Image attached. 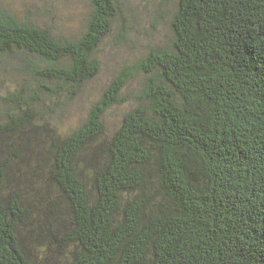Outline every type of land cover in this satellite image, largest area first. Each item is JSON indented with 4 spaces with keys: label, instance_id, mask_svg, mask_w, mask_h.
Segmentation results:
<instances>
[{
    "label": "trees",
    "instance_id": "trees-1",
    "mask_svg": "<svg viewBox=\"0 0 264 264\" xmlns=\"http://www.w3.org/2000/svg\"><path fill=\"white\" fill-rule=\"evenodd\" d=\"M151 3L138 47L122 0L72 36L0 5V264H264V0ZM116 25L138 55L64 128Z\"/></svg>",
    "mask_w": 264,
    "mask_h": 264
},
{
    "label": "rangeland",
    "instance_id": "rangeland-1",
    "mask_svg": "<svg viewBox=\"0 0 264 264\" xmlns=\"http://www.w3.org/2000/svg\"><path fill=\"white\" fill-rule=\"evenodd\" d=\"M122 1L125 3L124 11L133 20L130 22V29L138 40L132 37L130 41L136 47L148 44L151 37L155 39H167L171 35L169 16L164 19H156L154 12L156 6L151 3V0ZM0 5L13 14H18L20 17H28L30 14L28 10L31 9L33 16L41 23L46 24V26L59 34L71 36L79 34L85 29L87 20L92 13L91 0H0ZM133 9L139 18L135 16ZM136 17L137 21H135ZM153 25L158 28V32L152 28ZM119 30V26L116 25L113 33L106 37L102 45L103 47H100L101 71L86 86L85 92L80 99L70 107V112L63 119L62 125L65 126L64 128L74 124L78 121L77 119L84 116L93 103L101 97L103 91L115 78L120 67L126 63L127 59L132 61L138 55L133 53V50L136 48L129 46L131 45L130 41L119 45L113 39ZM11 63H15V61L8 60L7 66L10 67ZM23 77V74L21 75L20 72L11 70V68L0 72V92H7L9 88L15 86L14 83L22 80ZM127 106L128 104L126 103L113 108V112L108 116L110 124H115L116 119L121 116L122 110L127 109Z\"/></svg>",
    "mask_w": 264,
    "mask_h": 264
}]
</instances>
